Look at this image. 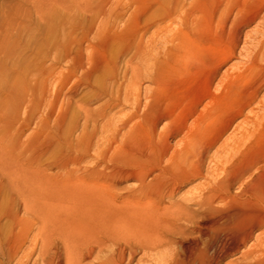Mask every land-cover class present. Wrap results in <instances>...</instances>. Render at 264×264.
<instances>
[{
  "label": "bare ground",
  "instance_id": "6f19581e",
  "mask_svg": "<svg viewBox=\"0 0 264 264\" xmlns=\"http://www.w3.org/2000/svg\"><path fill=\"white\" fill-rule=\"evenodd\" d=\"M56 1L120 18L109 0ZM156 2L153 16L186 29L145 67L127 60L130 90L108 70L105 107L85 109L86 140L57 172L10 179L0 264H264V0ZM81 48L58 59L82 66Z\"/></svg>",
  "mask_w": 264,
  "mask_h": 264
},
{
  "label": "rangeland",
  "instance_id": "374dc122",
  "mask_svg": "<svg viewBox=\"0 0 264 264\" xmlns=\"http://www.w3.org/2000/svg\"><path fill=\"white\" fill-rule=\"evenodd\" d=\"M109 1L113 11L120 12L119 19L115 14L94 18L78 8L64 11L56 0H0V201L5 202L0 214L2 225L9 221L8 198L13 191L10 179L22 171H35L37 166L55 173L72 153L78 138L85 142L84 111L90 109L96 116L97 109L105 107L109 96L102 87L108 70L114 66L117 69V74L110 75L107 81L110 87H120L122 92L130 90L133 68L127 66V60L134 57V63L138 61L145 67V62H153V56L165 50L168 37L186 29L179 21H161L153 16L151 7L157 0ZM56 11L61 15L59 20ZM91 25L93 31L84 38L83 27ZM257 29L258 23L252 22L244 27V34L255 35ZM244 38L243 35V41ZM80 44L82 66L78 58L70 62L58 59L69 52L75 54ZM243 59L239 56L231 62ZM143 84L156 88L148 79ZM190 92L188 82L180 94L189 96ZM74 123L78 128L72 133ZM94 159L82 164L88 165ZM73 168L71 164L68 169Z\"/></svg>",
  "mask_w": 264,
  "mask_h": 264
}]
</instances>
